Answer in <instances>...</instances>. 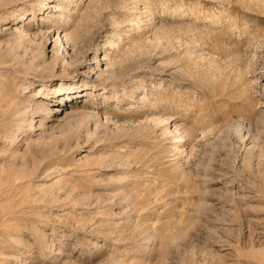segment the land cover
<instances>
[{"label":"rangeland","instance_id":"rangeland-1","mask_svg":"<svg viewBox=\"0 0 264 264\" xmlns=\"http://www.w3.org/2000/svg\"><path fill=\"white\" fill-rule=\"evenodd\" d=\"M0 264H264V0H0Z\"/></svg>","mask_w":264,"mask_h":264},{"label":"bare ground","instance_id":"bare-ground-1","mask_svg":"<svg viewBox=\"0 0 264 264\" xmlns=\"http://www.w3.org/2000/svg\"><path fill=\"white\" fill-rule=\"evenodd\" d=\"M69 89H71V88H69ZM43 93H45V97H47V95H48L50 92H48V91H47V92H46V91H42V94H43ZM42 98H43V97H42Z\"/></svg>","mask_w":264,"mask_h":264}]
</instances>
